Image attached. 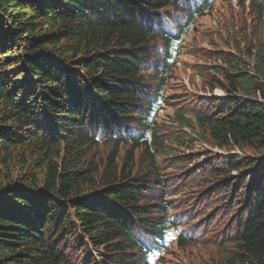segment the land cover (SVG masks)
<instances>
[{"label":"trees","instance_id":"1","mask_svg":"<svg viewBox=\"0 0 264 264\" xmlns=\"http://www.w3.org/2000/svg\"><path fill=\"white\" fill-rule=\"evenodd\" d=\"M212 2L0 0V264H153L168 207L159 167L136 171V152L164 146L157 105L175 40ZM228 69L211 113L175 115L219 147L264 152V49L254 73ZM222 165L210 174L247 207L225 262L264 264V172L251 177L264 153ZM182 231L185 249L195 237Z\"/></svg>","mask_w":264,"mask_h":264},{"label":"rangeland","instance_id":"2","mask_svg":"<svg viewBox=\"0 0 264 264\" xmlns=\"http://www.w3.org/2000/svg\"><path fill=\"white\" fill-rule=\"evenodd\" d=\"M215 2L212 9L195 17L180 47L176 68L164 74L168 75L163 88L166 108L157 117L156 126L164 146L160 147L159 140L152 147L153 155L144 149L136 152V171L150 170L155 162L160 169L158 176L154 175L158 182L152 177L154 184L160 183L155 194L161 196L173 221L181 222L182 230L196 237L188 248L172 246L161 264H226L234 249L232 240L237 232V220L247 207L245 197L238 200L231 196L210 172L222 167L223 161L264 153L249 147H219L212 142L210 134L195 132V135L190 131L192 125H181L175 115L179 112V116L189 119L193 112L209 113L217 100L226 95L223 86L228 82L227 76L234 79L228 68L242 70L246 65L254 73L256 53L264 49V0L245 4L240 0ZM186 15L176 13L180 22ZM238 95L244 96L242 92ZM252 97L259 99L258 94ZM193 124L198 130L197 124ZM167 136L171 139L165 140ZM121 156L123 159L124 152ZM263 172L264 168L251 177L259 179Z\"/></svg>","mask_w":264,"mask_h":264}]
</instances>
